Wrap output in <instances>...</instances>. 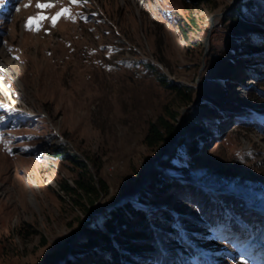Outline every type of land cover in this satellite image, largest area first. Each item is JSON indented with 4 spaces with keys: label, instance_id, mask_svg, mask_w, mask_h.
<instances>
[{
    "label": "rangeland",
    "instance_id": "rangeland-1",
    "mask_svg": "<svg viewBox=\"0 0 264 264\" xmlns=\"http://www.w3.org/2000/svg\"><path fill=\"white\" fill-rule=\"evenodd\" d=\"M250 1L248 28L233 12ZM162 79L196 101L179 104ZM0 80V264L107 258L103 242L76 252L79 227L124 203L190 231L159 226L131 264H171L191 233L211 264H263L264 236L214 228L230 221L214 208L243 207L264 227V0H2ZM167 112L175 138L148 147ZM83 170L101 192L87 211L62 190ZM140 195H152L144 207Z\"/></svg>",
    "mask_w": 264,
    "mask_h": 264
},
{
    "label": "trees",
    "instance_id": "trees-1",
    "mask_svg": "<svg viewBox=\"0 0 264 264\" xmlns=\"http://www.w3.org/2000/svg\"><path fill=\"white\" fill-rule=\"evenodd\" d=\"M254 2L250 1L249 3H242L233 12V16L241 21V25L243 24V22H245L244 25H246L247 27L250 26L246 23V19L247 16L251 13V9H254ZM243 7L249 10L248 15L246 9H243ZM161 81L175 93V98L177 99L179 104L183 106H189L191 103L196 101L193 99L195 91H189V94H187L185 93V88L182 89L176 84L167 83L166 79H162ZM205 106H208V104H206ZM174 118V113L167 112L166 116L160 115L155 119V121L150 122L147 133L144 137V143L148 147H154L156 145H161L169 141L170 139H174L177 133V127L175 126V124H173V122L170 123V120H174ZM171 158L172 162L177 163L179 161L174 156H172ZM78 164L80 167L86 168L83 163ZM86 176L88 175L86 171L83 170L80 173L79 178L74 181L73 187H70L68 185L62 187V190L65 191L71 198L78 196L87 200V208H85V211H87L90 206H93L95 204L96 200L101 194V192L98 191L95 186H93V181H87ZM155 181L158 183V189L162 191L165 188L166 183L162 182L160 177L155 179ZM211 185L214 186L213 184ZM150 197H152V195H140L136 199V203L144 207L148 204L147 200L150 199ZM118 207L121 208H114L111 209L106 215L102 214L98 218L94 217L92 221H90L92 225H89L87 223L80 224L79 228L86 234V240L80 244L79 251H75L80 252L81 254L86 249L95 247L100 242H103L100 248L101 250H105L108 252L107 258L98 260L94 264H131L132 257L142 254L144 248L146 247L144 242L142 241L145 239L155 241L152 235L153 230H156L157 228H159V226H167L166 223L149 220V217L144 210L136 212L130 203H124V205ZM218 208L219 211H221L223 214L225 213L229 216L228 218L230 219V221L226 225L225 221L223 220L215 221L216 223L214 228H216V226H228L227 233L229 234L230 230L237 231L239 230L240 225H242L245 226L247 230L250 227V234H264V227H262L263 225L261 226L259 221L256 220V223H252V221L246 219L242 220L241 210L243 207H236L232 203L228 202L223 207H216L214 209L218 210ZM171 212L166 213V216L169 219H172L173 214L178 215L180 213L179 209L177 211L172 210ZM134 214L137 215L136 219H134ZM99 219H101L100 224L98 223ZM240 219L241 221H239ZM206 222L210 223V221ZM238 223H240V225H238ZM167 228H170V230L174 231V235L179 237L182 231H185L188 234L190 232L188 231L187 227H185V229L183 230L178 227L172 226H167ZM191 234L192 235L188 236V240L190 241L192 246L186 242H182L181 245L178 243L179 246H182V252L177 253V256H175L174 260L172 259L173 262H171V264H209L205 258H203L198 252L195 251L196 244H198L197 238L199 237H195L193 233ZM225 236L226 235L221 234V238H224ZM47 256L48 259L52 260L57 257V254L50 253Z\"/></svg>",
    "mask_w": 264,
    "mask_h": 264
},
{
    "label": "snow or ice",
    "instance_id": "snow-or-ice-1",
    "mask_svg": "<svg viewBox=\"0 0 264 264\" xmlns=\"http://www.w3.org/2000/svg\"><path fill=\"white\" fill-rule=\"evenodd\" d=\"M0 2H2V0H0ZM70 2H73L74 3L75 0H70ZM36 7L38 9H46V8L52 7V5L51 4H40V3H38L36 5ZM67 14H68V10L67 9H62L60 12H58L56 14V16L52 17V25L55 26V24H56L57 20L60 18V16L67 15ZM46 18L47 17L40 16V17L36 18L35 21H34L33 18H29V22H28V25L27 26L28 27H31L32 24L35 22V23H37V29L36 30H38V21L43 20V19H46Z\"/></svg>",
    "mask_w": 264,
    "mask_h": 264
},
{
    "label": "water",
    "instance_id": "water-1",
    "mask_svg": "<svg viewBox=\"0 0 264 264\" xmlns=\"http://www.w3.org/2000/svg\"><path fill=\"white\" fill-rule=\"evenodd\" d=\"M198 100H199V99H197V102H198ZM154 163H155V161L152 162V163H150V164H148V165L146 166V168H145V174H144V177H143V180L141 181V183H143V182L147 179V177H148V175H149V169H150V167H151ZM209 184H210V183H209Z\"/></svg>",
    "mask_w": 264,
    "mask_h": 264
},
{
    "label": "bare ground",
    "instance_id": "bare-ground-1",
    "mask_svg": "<svg viewBox=\"0 0 264 264\" xmlns=\"http://www.w3.org/2000/svg\"><path fill=\"white\" fill-rule=\"evenodd\" d=\"M0 90L2 91V92H4V93H6L7 91V89H5V85H4V83L0 80Z\"/></svg>",
    "mask_w": 264,
    "mask_h": 264
}]
</instances>
